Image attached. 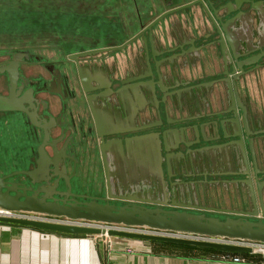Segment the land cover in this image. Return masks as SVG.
<instances>
[{"label":"flooded vegetation","instance_id":"1","mask_svg":"<svg viewBox=\"0 0 264 264\" xmlns=\"http://www.w3.org/2000/svg\"><path fill=\"white\" fill-rule=\"evenodd\" d=\"M53 1L52 4L55 6L57 0ZM60 2H63L67 9H70L73 2H77V8L70 9L63 15H58L54 11L55 15L50 13L48 16H42L36 13L25 18L21 16V19L24 18L20 19L21 25L7 30V33L16 34L12 41L0 45V68L11 66L12 71V63H15V74L8 70L0 71L2 89L0 97L4 98L0 100V167L5 169L3 170L5 173L0 177H5L7 183H16L18 190L25 188L27 194L41 186L46 188L52 186L55 179L53 177L44 176L48 183L32 182L31 178L24 174L34 168L39 156L42 130L37 127L35 121L48 126V143L58 141L57 147L63 146L66 157L62 164L67 176H75L76 172L81 170H78L79 162L73 153L75 143L76 148L79 147L83 151L82 145L86 144L88 148H85L84 156L94 158L95 152L104 180V197L102 200H95L105 202L106 181L100 145L104 142L112 144L103 150L106 160V153L112 146L116 147V155L121 154V147L117 149V139L122 141L127 139L128 143L144 137L153 139L147 135L153 133L160 135L164 130H174L169 128V125L182 123L181 127L175 129L179 139L195 141L196 135L198 139V143L191 146L194 152L188 154L200 157L201 151L212 150V159L206 163L200 159L198 166H194L193 171H190L193 178L189 183L182 185L180 199H176V193L167 186L168 181L162 176L163 183L158 185L160 191L157 192V197H148L145 193L152 189L143 187V184H131L128 187L131 189L128 190L122 186L121 190L119 185L116 186L110 181L111 194L166 202L164 205L137 203L151 208L186 210L196 214L222 213L227 215L224 219L229 217L257 221L260 218L264 221L257 187V183L262 181L260 190L262 197L264 166H259L258 163L264 156V110L261 113V110H258L254 114L248 90L251 79L258 78L259 74L264 75V0H60ZM195 9L199 11H197L199 20L206 26L204 33L198 31ZM64 17L65 22L60 24ZM170 17L183 20L174 23L171 31L167 32L165 21ZM182 23L186 28H183ZM77 28H82V31L77 32ZM157 28L161 29L159 35L155 31ZM76 34L80 35L75 36ZM34 35L55 39L42 46L40 42L29 41ZM61 44L75 46L69 52L65 51ZM41 48L53 50V53L59 56L46 59L31 51ZM203 62L207 67L202 65ZM238 64L241 67H238ZM197 66L199 74H206L208 72L206 69L209 70L207 81L178 79L179 74L192 75L193 68ZM11 78L14 81L12 92ZM241 88L245 89V93L241 94ZM126 93L132 95L137 103L136 107L129 106L125 110L128 112L127 120H133L148 107L161 112L164 107L173 106L186 115L178 120L166 117L164 121L162 119L145 121L138 128L105 130L98 118V103L109 109L114 99L118 106H126L128 100ZM159 93L160 99L157 98ZM208 99L212 100V107L209 106ZM73 111L76 112L74 116ZM27 112L34 114V120H30ZM96 125L103 133L102 137L96 136ZM77 127L79 134L72 131ZM152 127L161 130L125 135L134 130L146 131ZM238 133L240 136L236 135ZM76 134L80 138L79 141L75 137ZM202 134L211 140L204 141ZM142 135L144 137H140ZM249 139L252 154L249 151ZM238 142H241V145ZM258 142L261 143L262 150L258 149ZM156 143L159 145L158 149H163L161 142ZM166 145L170 148L174 144ZM177 149L184 151L186 147L179 145ZM196 149H200V154L196 153ZM44 150L47 155L52 154L51 146L45 145ZM242 150L246 153V164L243 159H239L241 154L238 152ZM251 155H254L256 168ZM10 161L16 163L15 169L10 170ZM29 163L32 164L27 166ZM248 177L254 192L258 213L256 216L182 208L171 204L251 211L254 205L246 184ZM61 184L64 185V182L59 179L56 189L66 190L65 185L64 190L60 189ZM205 187L212 192V198L223 197L225 191L231 196L229 198L243 201L245 206L231 209L202 204L198 201L197 195L198 191H203L200 188ZM115 188L118 189L117 193H114ZM220 188L224 191H219ZM70 190L72 192L71 182ZM231 190L233 193H230ZM241 192H244V195ZM41 194L42 192H39L38 196ZM52 195L59 197L53 192ZM108 201L115 205L120 202L116 206L134 203L115 198Z\"/></svg>","mask_w":264,"mask_h":264},{"label":"water","instance_id":"2","mask_svg":"<svg viewBox=\"0 0 264 264\" xmlns=\"http://www.w3.org/2000/svg\"><path fill=\"white\" fill-rule=\"evenodd\" d=\"M221 42H223V39H221ZM12 66H13L12 71L10 70L11 66L1 67L0 71L8 70L9 72L11 71V74H15V63H12ZM238 67L241 66L238 64ZM13 88H14V81L13 78H11V88H10L11 92L13 91ZM229 89H231L230 84H229ZM0 100H4V98L0 97ZM12 107L16 108L14 105H12ZM27 115L30 118V120L31 119L34 120L33 113L27 112ZM34 123L37 125L38 128L42 130V140L38 148L39 156L35 162L34 168L24 172V174H26L29 178H31L32 182L44 181L48 183L47 178L44 177L47 175L50 177H54L55 179L53 180V184L51 187L46 188L44 186H41L40 188L38 187L36 190L33 191L31 189H28L32 191V193L27 194L25 188H22V190H18L16 183L14 182L7 183L5 181V177H0V207L1 208L7 210L36 212V213H42V214H48L54 216H64L73 219L94 220L103 223L147 226L156 229L174 230V231L189 232V233L208 235V236H222L228 238H237V239H246V240L264 242V221H262V219L260 218L257 221L233 219L229 217L224 220H220L216 217L205 216L204 214L191 213L186 210H165L161 207L151 208L137 204V203H154V204L164 205L166 204L165 201L145 199L130 195H125V196L112 195L110 190V179L106 172L105 154L103 152V150L108 148L109 145H112L110 144V142H106V143L104 142L99 147L100 150L102 151L101 157H102L103 167L105 170L107 200H105V202H100L95 199H89L84 201L76 199L70 190L69 180L73 175L67 176L65 173L64 165L62 164L63 159L66 157L64 155L63 146L61 148H58L56 145L58 141L57 142L53 141L51 143H48V138H49L47 131L48 126L46 124L40 125L35 121ZM43 123H48V122L43 121ZM95 128L97 129L95 130L96 136L102 137L103 133L99 130L97 125L95 126ZM172 133L174 135V143L172 144L174 145L168 148L166 145L167 140L170 138V135ZM236 135L240 136L239 133ZM147 136L156 138L159 144L161 142V144H163V149L165 152H167L169 149L177 150L179 145L186 147L184 151H180L182 153H176L179 158L185 157L184 154L187 155L188 153L194 152L191 149V146L198 143L197 135L195 141L188 142L185 141L183 137H182L183 139H179L180 137L177 136L175 130H171V131L164 130L163 132H161L160 135L153 133ZM201 136L204 141L211 140V139H207L204 136V134H202ZM140 137H144V136L142 135ZM122 142L125 144V146H127L128 144L127 139H123V141L121 139H117L116 142L118 147L117 149H120V147L122 146ZM248 142H249V151L252 154L250 139L248 140ZM238 143L241 145V142ZM45 145H49L52 147V154L50 156L47 155L46 151L44 150ZM158 146L159 145H157L156 143V148ZM237 152L235 154L237 155L238 153L241 154L239 159L240 158L243 159L244 164H246L247 157L244 150H242V152H238V153ZM196 153L200 154V149H196ZM173 155L174 153L172 154L171 152L165 153L164 157L167 163L169 160L168 158L173 157ZM67 157L71 160L73 159L69 155H67ZM197 157L199 161L201 157L199 156ZM250 157L252 158L253 165L256 168V164L254 162V155H251ZM191 162L194 163V159H192ZM184 163L186 167L189 168L188 167L190 166L189 158H185ZM59 179L63 180L66 190L58 191L56 189V187L58 186ZM154 181H156L157 186L160 183L161 184L163 183L161 177L154 178ZM246 184L248 185L249 195L254 205L253 210L251 211L216 209L212 207L191 205V204H179V203H171V204L182 208H194V209H200L206 211H221L227 213L256 216L258 213L254 201L255 197H254V192L250 177H248V179L246 180ZM262 185H263L262 181L257 183L258 196L260 199L261 215L264 218V205L262 203V197L260 191ZM48 189L53 191L49 192ZM39 192H42L40 196H38ZM52 192L58 194L59 197H54L52 195ZM112 198L133 201L134 203L116 206L113 203H109L108 199H112ZM0 223L18 225L22 227H30L44 231H49V232L67 234V235H84V236L96 235L99 236L98 238H102L106 234L104 230H101L99 228L64 225V224H58L52 222L17 219L11 217L0 216ZM108 234L123 235L128 237H139L145 239L177 242L184 244H193V245H202V246L204 245V246L214 247L216 249L229 250V251H249V248H244V247H234V246H226L221 244L196 242V241H186V240L184 241V240L145 236V235L116 232V231H109Z\"/></svg>","mask_w":264,"mask_h":264},{"label":"crops","instance_id":"3","mask_svg":"<svg viewBox=\"0 0 264 264\" xmlns=\"http://www.w3.org/2000/svg\"><path fill=\"white\" fill-rule=\"evenodd\" d=\"M195 10V15L198 17L195 18L196 25L199 27L198 31L200 33H204L206 31V26L202 23V20H199V11ZM182 20L183 19H180L178 17L168 18L167 21H165V29L167 30V32H170L172 29V25L176 22H181ZM183 28H186V25L183 24ZM160 30V28H157L155 30L157 35L160 34ZM202 65H205V67H207L205 62H203ZM198 69L199 66L194 67L192 75L179 74L178 79H188L196 82L207 81L209 70L205 68L208 72H206V74H199L197 72ZM250 81L251 83H248L250 89L248 90L251 94L249 97V101L251 102L250 105L252 111L255 114L258 110H261V113L264 110V75L259 74L258 78L251 79ZM241 92V94L245 93V89L241 88ZM126 95L128 96L127 102L125 101L127 103L126 106H118V103L116 101H113L114 99L111 101V106L109 107V109L98 103V118L100 120L101 126H103L105 130H123L128 127L138 128V126L145 121H156L158 119H162L164 121L166 117L178 120L181 116L186 115L185 112L181 113L177 108H174L173 106L164 107L163 111L161 110V112L156 111V109H153V107H148L145 112L137 114V116L130 121L127 120L128 112H126L125 110H127L129 106L136 107L137 103L132 98V95H130L129 93H126ZM157 98L160 99V93L157 94ZM75 113L76 112L73 111V116ZM181 125L182 123H175L173 125H169V128H173L175 130L176 128L181 127ZM78 128L79 127H77L76 130L72 131H77V133L79 134ZM160 130L161 128L152 127L146 129V131L134 130L132 131V133H126L125 135H137L143 132H154ZM75 137L77 141L80 140L77 134L75 135ZM156 142H158L156 138L152 139L149 137H144L143 139L129 142L127 146L122 143L121 154L119 155H116L115 146L110 147V150H108L106 153L108 177L114 185H119L120 188L122 186L126 187L125 190L131 189L128 188L131 184H143V187L152 189V191L147 192L148 194H145L150 198H154L157 197V192L160 191H158L159 187L157 186L156 181H154V178L162 176L165 180L168 181L167 183L169 185L167 186L176 193L175 197L177 200H179L182 196V185L185 183H189V180L193 178V176H190V171H193L194 166H198V157L196 154H184L185 157L179 158L176 153H182L180 152L182 151V149H170L167 152H171L172 154L174 153V155L173 157L169 158L167 164L163 157V155L167 152H165L162 148H156ZM167 143L169 145L174 143L173 134L170 135ZM257 144L258 149L262 150L261 143L258 142ZM76 146L77 145L75 143L73 145V153L80 163V167L78 166V170L81 169L82 172L85 171V173L88 174L89 170L93 168L94 163H97L95 152L94 158H90L89 156H84L85 148H88L85 143L82 145L84 147V151L79 147L76 148ZM97 154H99V152H97ZM185 158H189V168H187L184 163ZM192 159H194V163L191 162ZM89 163H93V165H90ZM98 163L100 164V162ZM258 165L264 166V156L263 158L259 159ZM99 171L102 172L101 170ZM218 190L224 191L221 188ZM117 192L118 189L115 188L114 193ZM230 193H233V190H231ZM241 193L242 195H244V192ZM228 194L229 193H226L224 191L223 197L212 198V203L206 202V205L226 207L231 209H238L241 208V206H245V203L243 201L240 202L235 200L234 198H229L231 196H229ZM262 197L264 204V189L262 190ZM9 228H17L21 231L15 235H9ZM100 245V241H97L91 237H73L53 233H43L36 229L18 225L0 226V264H103Z\"/></svg>","mask_w":264,"mask_h":264},{"label":"rangeland","instance_id":"4","mask_svg":"<svg viewBox=\"0 0 264 264\" xmlns=\"http://www.w3.org/2000/svg\"><path fill=\"white\" fill-rule=\"evenodd\" d=\"M53 0H0V45L6 44L12 41V37L16 34L7 33L9 28L17 27L20 24L21 20L25 17L39 14V15H50V13L58 15H63L68 10H75L77 8V2H73L70 5V9H67V6L57 0V4L53 6ZM47 15V16H48ZM23 16L24 18H20ZM21 19V20H20ZM65 22V17L60 21L61 23ZM76 31H82V28H77ZM76 34L75 36H79ZM55 37L50 39L47 37H42L39 35H34L29 38V41L33 43H41L40 45L45 46L46 43L54 41ZM65 51H71L75 45H64ZM1 51V50H0ZM5 51V50H4ZM36 54H40L41 58L54 59L59 55L53 53V50L48 49H33ZM264 74V71H263ZM0 90L1 87H0ZM209 106H212V100L209 101ZM207 131L208 128L206 129ZM10 145V144H9ZM12 147V145H10ZM14 149V148H12ZM212 150L202 152L200 154L201 161L206 163L212 159ZM15 162L10 161L9 166L10 170L15 169ZM32 163L27 164L30 166ZM92 165L93 163H89ZM80 167V163L78 164ZM2 167H0V175L5 173ZM98 168V163L93 165L88 172L77 171L75 176L71 178V187L72 192L75 198L77 199H97L102 200L104 197V180ZM86 174V175H85ZM202 177V175L200 174ZM54 178V177H53ZM14 179V178H13ZM64 185L61 184L60 189L64 190ZM203 191H198L197 195L198 201L206 205L207 203H212V192L208 191L207 187L200 188ZM199 190V189H198ZM120 202H117V204ZM116 204V205H117ZM199 213V212H197ZM205 216H215L220 220H223L227 215L222 213H209L203 212ZM7 224H0L4 226ZM33 229V228H31ZM9 235H15L21 230L17 228H9ZM40 231V230H38ZM109 231L124 232L145 236H154L161 238H170L177 240H186V241H196V242H205V243H214L221 244L226 246L234 247H244L249 248V251H229L216 249L214 247L202 246V245H193V244H184L177 242H168L161 240H152L139 237H128L123 235L108 234ZM154 230L134 227V226H125L123 224H114L111 228H108L106 234L102 238L99 236H82V237H91L97 241H100V250L102 253V263L103 264H264V243L248 241L237 243L234 241L222 242V241H206L198 240L195 238L187 236H178L170 234H157L153 232ZM43 233H48L40 231ZM226 241V239H224ZM223 240V241H224ZM233 257H237L238 261H232Z\"/></svg>","mask_w":264,"mask_h":264},{"label":"built area","instance_id":"5","mask_svg":"<svg viewBox=\"0 0 264 264\" xmlns=\"http://www.w3.org/2000/svg\"><path fill=\"white\" fill-rule=\"evenodd\" d=\"M0 216L1 217L17 218V219L52 222V223L72 225V226H80V227H93V228H99L101 230H104L105 232L107 231L108 228H111V226L115 224V223H103V222H98V221H94V220L73 219V218H68V217H64V216H54V215L29 212V211L7 210V209L1 208V207H0ZM123 225H125V224H123ZM125 226L147 228V229L154 230L153 232L157 233V234H170V235H178V236H187V237L195 238L198 240H206V241L212 240V241H222V242H227V243H229L230 241H234V242L241 244L242 242H244L246 240V239L228 238V237H222V236H208V235H201V234L182 232V231H174V230L156 229V228H150L147 226H136V225H125ZM224 239H226V241ZM248 241H254V240H248ZM255 242H257V241H255ZM262 243H264V242H262ZM232 261L236 262V261H238V258L233 257Z\"/></svg>","mask_w":264,"mask_h":264},{"label":"trees","instance_id":"6","mask_svg":"<svg viewBox=\"0 0 264 264\" xmlns=\"http://www.w3.org/2000/svg\"><path fill=\"white\" fill-rule=\"evenodd\" d=\"M0 224H4V223H0ZM7 225H12V224H7ZM28 228H30V227H28ZM33 229H35V228H33ZM36 230H40V229H36ZM40 231H44V230H40ZM44 232L58 234V235H64V236H73V237H82V236H84V235H67V234H60V233L49 232V231H44Z\"/></svg>","mask_w":264,"mask_h":264},{"label":"bare ground","instance_id":"7","mask_svg":"<svg viewBox=\"0 0 264 264\" xmlns=\"http://www.w3.org/2000/svg\"><path fill=\"white\" fill-rule=\"evenodd\" d=\"M97 108V107H96Z\"/></svg>","mask_w":264,"mask_h":264}]
</instances>
